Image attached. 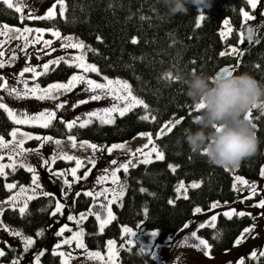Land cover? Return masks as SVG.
<instances>
[{
    "label": "trees",
    "instance_id": "obj_1",
    "mask_svg": "<svg viewBox=\"0 0 264 264\" xmlns=\"http://www.w3.org/2000/svg\"><path fill=\"white\" fill-rule=\"evenodd\" d=\"M63 16L32 20L39 26L58 30L61 35H69L72 40L82 41L84 57L96 64L99 74L117 77L128 81L131 91L140 97L148 108L135 106L123 117L117 116L112 124H100L96 120L81 127H65L64 121L56 119L49 127H32L34 133H49L63 137L67 133L78 139L97 143H118L133 138L137 133L147 131L160 151L163 160H153L149 164H136L128 173L121 171L125 183L124 195L112 205L113 216L102 231L96 218L89 215L82 222L84 245L88 249H103L108 239L116 240L118 264H156L146 252L137 245L129 246L121 236V225L139 226L144 229H156V240L160 241L177 230L193 213V209H206L213 201H230L234 197L232 176L225 168L211 165L202 154L192 153L186 144L178 147L176 137L186 126H192V117L199 110L185 94V86L180 80L165 78V73L173 76L183 75L189 69H196L210 76L216 75L221 68L231 71L248 72L264 83V21L254 23L253 40L247 43L243 55L238 59L220 52L227 45H236L246 41L242 28L241 8L249 10L246 0H211L210 7L198 10L195 5H188L186 14L167 16L159 0H64ZM203 13L199 25L196 18ZM143 17V18H142ZM228 18L230 29L223 39L220 26ZM20 24L17 12L0 1V24ZM240 31V32H239ZM97 36L101 39L97 40ZM136 41L133 43L132 38ZM74 39V41H73ZM32 60L36 57L32 55ZM17 66H7L5 70H19ZM49 71L41 74L42 84L64 80L77 71L74 64H52ZM99 74H94L100 79ZM252 120L257 124L256 133L259 144L255 154L244 158L236 172L245 178H256L264 166V116L259 108L253 109ZM148 114L149 119L142 117ZM156 119L152 120L151 117ZM179 116L185 120L174 130L157 138L155 133L166 122ZM13 123L0 109V136L7 137ZM34 138L31 142H34ZM67 163L58 159L54 166L59 168ZM172 164L175 171L169 169ZM197 180V188L187 189V198L177 196L175 189L180 181ZM5 181H14L16 185L28 183L30 173L24 168L7 170L0 175V198L8 195ZM143 189V191L141 190ZM169 200L173 203L169 204ZM91 203V196L84 193L75 195L71 201L74 212L86 209ZM54 197L37 195L27 202L25 213L17 208L7 207L1 212L4 225L28 235L36 236L44 255L41 264H60L59 256L51 252L53 244L60 238L50 224H58L65 219V213H53ZM246 215L226 217L218 214L214 226L198 229V234L212 247V254L226 250L238 233L248 224ZM42 230L41 235L37 232ZM123 245V247H121ZM242 264H264V256L244 258Z\"/></svg>",
    "mask_w": 264,
    "mask_h": 264
},
{
    "label": "rangeland",
    "instance_id": "obj_2",
    "mask_svg": "<svg viewBox=\"0 0 264 264\" xmlns=\"http://www.w3.org/2000/svg\"><path fill=\"white\" fill-rule=\"evenodd\" d=\"M0 1L3 2V0ZM10 3L13 4L12 8L14 10L16 4L19 3L21 5V12H17L18 17L20 19V24H7L9 26V29H4L3 28L4 24L2 23L0 24V52L4 53L3 56H0V61H8V63L5 64L4 68L0 69V76H4V81H0V82L6 81L9 86H15L18 89L23 90L24 85L19 81L18 77L20 75L21 70L25 66L34 67L41 74H43L46 72L43 69V64L46 63L49 59L54 60L57 56L71 59L76 55H79L81 53L83 54L82 49L60 47L61 43H73L70 41H64L62 39V37H69V35H61V37H53L51 32L46 31L41 34V33H36L34 31L35 28L43 27V26H39L35 23L30 22L32 20H39V19L36 18L29 19L28 17L30 15L33 17L35 16L44 17V13L54 3L56 4V7L53 9L55 13L53 17H55L56 15H60L59 4L56 2V0H10ZM243 9L249 12V14L252 16V19L245 20L242 17V28L250 26L254 23L260 24L264 21V0H257V7L255 9L251 8L250 5H249V10L245 8ZM198 10H201V8ZM198 16H203V13H200ZM40 19H45V18H40ZM225 19L228 20L227 26L224 25ZM224 20L222 21L220 26V34L221 32H224L225 34L224 37H225L226 35L229 34L228 29L230 28V22L228 18H224ZM25 26L33 29L32 32L27 34L29 38L35 40L36 37H41L39 40H36L35 43L29 44L26 48L24 47V39L22 38L21 34L14 33L12 31L15 28H23ZM53 30L58 31L56 29ZM240 31L242 34L243 31L241 29ZM69 38L70 40H72L71 37ZM44 40H51L52 44L46 46L43 43ZM76 41L77 40L75 39V42ZM229 46H233L237 49H240V51H243L244 48L247 46V42L242 40V42H238V44L236 45L229 44L222 51L228 53ZM32 55L36 57L35 61L32 60ZM234 56L238 61L241 55L240 56L234 55ZM85 62L91 63L86 59ZM19 63L21 64L18 66L19 70H15V69L9 71L5 70L7 66H12V65L17 66V64ZM50 66L51 65H49V68ZM76 69L77 71L72 72L64 80L52 81L45 84H42L39 79V76L41 74L36 77L35 81H33L31 79L32 73L30 72L25 73L23 79L27 81L29 87H31L34 83H38L41 88L47 87V85L50 83H56V82L66 83L68 78L73 74L84 75L86 78L95 79L99 83L105 82L103 79L104 75H100L99 73H91V72L85 73L83 69H79V68ZM94 74H99L101 78L99 80L96 79L93 76ZM108 78L125 80L117 77H108ZM85 88L86 85L83 82H81L80 84H77L76 87L72 89L70 92L62 93L61 95H59L56 100L46 99L43 101L37 100L35 97L32 96L21 97L17 99L14 96H10L4 89H0V101L8 104L9 107L16 109L18 113L23 111V112H28L30 115L34 114V112L36 111H42L45 107L50 108V110L55 111L57 113V116L54 118L53 122L56 119H59L61 121L63 120L65 124L68 119H76L77 117L86 118L85 114L87 112L94 111L97 108L109 107L111 103L114 102L113 98L109 96H102L101 99L98 101L90 100L88 99L90 93L86 92ZM96 91L98 94L99 90ZM64 97H68L69 100H66L67 103H64ZM138 98L141 99L140 97ZM78 99L86 100V103L82 105L77 104L75 108H72L71 105L75 103ZM56 103H61L63 106L60 109H56L55 108ZM120 104L122 105L123 102L121 101ZM117 116L119 115L113 113V120H115ZM95 120L98 123H100V121L96 117L91 118V122ZM12 123L14 125L13 127H18L21 130V132L31 133L34 139L36 136L43 137L45 135H51L54 139L61 140L64 150L69 152V154L77 155L81 157L82 162L84 163V167L77 169V176L82 177V179H78L75 181L73 180L71 172L69 171V169L75 166L74 160L66 161L61 159L67 164L59 168L54 166V162L52 163L51 169H49L46 166L41 167L40 165L43 163L42 158L44 159L50 158L53 153V150L59 146L49 142H44L41 144V142L37 141L36 139L34 140V142L33 141L31 142V139L30 140L26 139L22 147L31 150V149H37V146L40 145L38 150L30 151L28 153L23 154L22 156H13V159L17 161V163L14 165V169L17 167L24 168L19 164V161L21 159H24L27 163L31 164L34 168H36L39 182L41 185V190L51 193L54 197V203H56V201L59 200L64 205L61 211L57 213L60 214L65 213V219L59 220L58 224H50L46 227L47 229L54 228V230L57 232L58 229L65 223L68 225V228L65 229V231L61 234L60 238L53 244L51 248L52 253H53L52 251L53 247L56 246L60 240L71 237L73 232L79 231L81 228H83L82 227L83 221L79 220V216L80 213H84L86 217L92 215L88 213V208L90 206L95 211L101 213L102 219L106 216V209L101 207L102 204H107V200H105L104 196H99V197L91 196V203L86 209L78 212H74L71 208L70 203L73 200L76 193L77 192L84 193L85 191H90L95 193L101 191L104 188L119 189L121 186L123 187V192H124L125 183L123 180V176L120 174V172L124 170L119 168V163L125 162V160L129 158L133 160H136L137 158L143 160L142 155L140 154L133 155L132 153H134L135 147H142V144L147 142L146 137L142 138L139 137L138 135H135L131 139L118 142V143H126L127 148L130 149L131 152L126 151L124 149H114L113 153H108L107 147L113 143H97V142L89 141L90 143H95L98 146H102V148H98L96 152H93L91 149H87V148L85 149H80L79 147L72 148L69 142L67 141V136L73 134L67 133L63 137H58L54 134H49V133H34L31 129L32 127H42V126L37 124L16 125L14 122ZM73 127H80L79 120L76 121ZM4 138L6 141L12 139L10 135ZM19 138L20 136L19 134H17V139ZM76 139L77 142L83 140V139H78L77 137ZM13 147H15V144L10 145L7 148H0V164L7 165L12 162V160L9 159V156L12 154L11 149ZM147 150L148 149L142 148V151H147ZM91 156H95L96 158L97 163L95 165H92L88 163L86 160H83L84 157H91ZM151 156H152L151 161L156 160L155 153H152ZM112 160H116L118 162L117 165H115V167L117 168V177H118L117 183L113 184L110 178L104 180L101 183H97V178L100 176L108 175L110 177V170L112 167H114V165L111 164ZM24 169L27 171L26 168ZM89 169H91V171H89L88 177H83L84 171H88ZM104 169H109V172L106 174L104 172ZM7 170H13V169L5 168L6 173ZM61 170L65 172V175L62 176L52 175L53 172L59 173ZM228 171L232 176V185H233V182L235 181V177L239 174L236 172V168L228 169ZM31 175L32 174L30 173V181L28 183L16 185L14 181H5V184L13 183L14 187L12 189L6 188L7 190H9V193L7 196L0 198V207H2L3 209L9 207L7 198L10 195L18 193L20 190V185H24L26 191L23 194V196L17 199L15 202L16 206L14 208H17L18 211H19V207L23 206L25 201L27 202L29 201L28 199L29 196H32V198H34L38 195L32 192L33 186L31 183ZM65 179L69 181L68 185H65L63 183ZM244 179L248 180L249 182L252 181L256 182L257 191L255 192V194L249 195L250 185H243L240 184L238 181H236L237 187L235 189L233 188L234 197L232 198V200L223 201V202L216 201L219 203H218V207L215 209L211 208V204H212L211 202L206 209L204 210L201 209L200 213H194L193 211L192 215L177 230L167 235L160 241L156 240L157 237L156 229H144L139 226L121 225L120 227L121 236L124 238V242L129 246L137 245L139 249L143 248V252L148 253L155 260L156 264H237V262H240V264H242L243 259L246 257L257 258L261 256L260 253L264 251V212H262L260 208L256 207L258 201L261 198H264V191H262L264 190V177H261L259 175L256 178L244 177ZM192 182H198L199 184L200 181L193 180V181L184 182L185 187L187 189L191 188L190 184ZM65 193H67V195H65ZM107 197L108 199H111L112 193L111 192L107 193ZM121 197H119L116 201H114L113 204L117 203L121 199ZM112 205H108V207L111 208L113 212ZM230 209H235V212H232L231 216L237 215V213L241 211L246 213L245 215L248 217L249 222L244 228L250 227L251 225H255V226L251 227L248 233H244L243 237L241 238V242L239 244H236L235 240L238 236L241 235L244 228L233 239L232 243L226 250L220 251L215 254H212L209 251L210 255L205 256L203 254L204 250L202 246L200 248L194 247V245L198 244L199 241L196 240V238L193 237L191 233L195 231L200 238L204 239L198 234V229L200 228V225L203 224L204 226H209V227L214 226L216 221L212 222L210 220V217L212 215H215L217 217L218 214L224 215V212L229 211ZM69 214L76 217V219L69 221L67 219V216ZM93 216L95 217V215ZM110 221L111 220H109L108 223ZM205 221H208V223H205ZM97 223L99 226V231H102L100 229L98 220ZM108 223H106L105 225H107ZM0 224L3 225L2 227H0V250H3L5 252V255L3 257H0V264H10V262L14 258L19 259L21 264H34V254L41 249L44 250L43 246L36 242V236L28 235L19 231L23 236H31L33 238V244L29 246L27 251H25L24 242L22 241L21 237L14 236L11 234L12 231H18V230L11 229L3 224L1 220V212H0ZM185 225H187V227H185ZM124 226L131 228L132 232L134 233V236H129L127 233L122 234ZM153 231L156 232L155 236L151 235V232ZM40 232H42V230H40ZM81 239L84 243L83 235ZM129 239L133 241L132 244L128 243ZM107 241L103 249L92 250L86 248V246L83 249L76 248V241L72 240L70 244H60L59 247L57 248V251L53 254L59 256L60 264H61L60 252L65 253V258L68 259V264H105V262L108 260V254H109ZM114 241H115L114 250L117 254L118 244L116 240ZM85 249L87 250V252H100L101 258L88 257ZM153 252H155L154 257L151 255V253ZM68 253H71L70 257L67 255ZM114 264H118L117 255L114 258Z\"/></svg>",
    "mask_w": 264,
    "mask_h": 264
},
{
    "label": "snow or ice",
    "instance_id": "obj_3",
    "mask_svg": "<svg viewBox=\"0 0 264 264\" xmlns=\"http://www.w3.org/2000/svg\"><path fill=\"white\" fill-rule=\"evenodd\" d=\"M56 2L59 4V10H60V15L63 16L64 14V0H56ZM248 5H250L251 8L255 9L257 7V0H247ZM3 3L8 6V8H12L13 4L10 3V0H3ZM56 7V4L54 3L51 7L47 9V11L44 13V17L40 16H29V19L36 18H52L55 13L53 9ZM16 12H21V5L18 3L15 6ZM241 15L245 20H251L252 16L249 14V12L245 11L243 8L240 9ZM143 18V17H142ZM202 16H198L196 18V24L199 25L201 22ZM224 25H228V20H224ZM4 29H9V26L7 24L3 25ZM14 33H20L22 38L24 39V47L26 48L29 44L35 43L36 40H39L41 37H36L35 40L29 38L27 36L28 33L32 32L33 29L29 28L27 26L23 28H15L12 30ZM36 33H44V32H51L53 37H61V33L59 31H55L52 28H43V27H37L34 29ZM228 31L230 32L231 29L229 28ZM224 32H221V38H224ZM64 41L69 40V37H62ZM101 38L97 36V40H100ZM241 41L243 40V35L241 34L240 37ZM133 43H135L136 38H132ZM44 45L48 46L52 44L51 40H44L43 41ZM61 48H73V49H82L85 47L82 41L77 40L76 42L73 43H61L60 44ZM226 53L224 51L220 52V56H224ZM228 54H234V55H243V52L240 51V49H237L233 46H229L228 49ZM4 53L0 52V56H3ZM14 55V54H13ZM61 60H64V63L66 64H74L76 68L83 69L85 73L91 72V73H99V69L97 68L96 64L94 63H86L84 59V55L81 53L79 55L74 56L71 59H67L65 57L57 56L54 60L49 59L46 63L43 64V69L45 71H49V65L52 64H59ZM8 61H0V69H3L5 64H7ZM237 64H239V61H237ZM231 71L229 68H221L220 71L216 75H221L225 74L227 72ZM32 73L31 79L35 81L36 77L39 76L41 73L34 67L30 66H25L18 77L19 81L23 83L24 88L23 90L18 89L15 86H9L7 82H0V89H4L10 96H14L15 98L19 99L21 97H27V96H32L35 97L37 100H56L59 95L62 93L70 92L72 89L76 87L77 84H80L83 82L86 85L85 91L90 93L88 96V99L93 100V101H98L101 99L102 96H109L112 97L114 102L111 103L109 107H103V108H97L94 111H89L85 114L86 118H80L77 117L76 119H68L65 123V127L68 129H72L73 125L76 123L77 120H79V126L83 128L84 126L88 125L91 123V118L96 117L101 124H112L114 122L113 120V113L118 114L119 116L123 117L125 113L129 112L131 109H133L137 105H142L144 109L148 108V105L142 100L133 95L131 91V86L129 85L128 81L126 80H121V79H109L107 76H104V83H99L95 79H89L86 78L84 75L81 74H73L71 75L66 83H50L47 85L45 88H41L38 83H34L31 87H29L28 83L26 80L23 79V76L25 73ZM165 78H171L173 80H177V76H173L172 73L168 72L165 73ZM0 81H4V76H0ZM99 90V93L97 94V91ZM123 102L121 105L120 102ZM64 103H67L65 100ZM86 100L83 99H78L75 103L71 105L72 108H75L77 104H85ZM63 105L61 103H56L55 108L60 109ZM202 107L201 104H195L194 108L196 110H199ZM0 109H3V111L7 114V117L9 120L14 122L16 125H21V124H37L40 125L44 128L49 127L54 118L57 116V113L55 111L50 110V108L45 107L42 111H36L34 114H29L28 112H17L16 109L9 107L8 104L0 101ZM253 109H257L255 105H253L252 109H250L247 113H245V118L249 119L252 121L253 127H257V124L253 122L252 116H253ZM260 113L262 116H264V108H259ZM185 116H179V118H176L170 122H166L160 130H158L155 133V136L157 138L161 137L164 135L165 130L168 133H171L174 130V126H179L182 121L185 120ZM142 119L147 120L149 119L148 115L145 114ZM152 120H155L156 117L152 116ZM17 134H19L20 138L17 139ZM9 135L12 137L10 140H5L3 136H0V148H7L10 145L15 144V147L11 149V155L9 156V159L12 160L11 163L5 165V164H0V175H6L5 168H12L14 169V165L17 163L15 159H13V156H22L25 153H28L30 151H36L38 150L39 146H37V149H28L25 147H22L24 145V142L26 139L30 140L33 139V136L29 132H21V130L18 127H13L11 129V132ZM139 137H146L147 142L142 144V147H135L134 148V154H140L143 156V160H140L137 158L136 160H133L131 158L126 159L125 162L119 163V168L123 169L125 173H128L129 168H135L137 163H143L145 165L149 164L152 160V153H155V159L156 160H163L165 158V154L163 151L158 150L156 144L153 142V137L152 134L147 132V131H142L137 133ZM35 139L37 141H40L41 144L44 142H49L53 143L59 147L53 150V153L50 158L43 159V163L40 165L41 167L46 166L49 169L52 168V163L55 162L57 159H62L66 161H75V166L69 169L71 172V175L73 177V180H78L82 179V177L77 176V169H80L84 167V163L82 162V158L77 156V155H72L69 154V152L64 150L62 141L59 139H54L51 135H45L43 137L36 136ZM67 141L69 142L70 146L72 148H77L79 147L80 149H91L93 152H96L98 148H102V146H98L95 143H90L88 140H81L77 142V139L73 135H68L67 136ZM151 146V147H149ZM143 149H148L147 151H142ZM114 149H124L126 151L131 152L130 149L127 148L126 143H113L110 146L107 147V152L108 153H113ZM83 160H86L88 163L95 165L97 163L95 156L91 157H84ZM116 160H112L111 164L114 165V167L111 168L110 170V177L108 175L100 176L97 178V183H101L106 179H111L113 184H116L118 181L117 177V168L115 165H117ZM19 164L26 168L28 172H30L31 175V183H32V192L34 194L38 195H43L45 197H48L52 195L51 193L47 191H42L41 190V185L39 182V178L37 175L36 168H34L31 164L27 163L24 159H21L19 161ZM169 169L175 171V167L172 164L168 165ZM226 171H228V168H225ZM89 169L88 171H84L83 177H88L89 175ZM104 172L107 174L109 172V169H104ZM52 175H65V172L61 170L59 173L53 172ZM259 175L261 177H264V166H262L259 170ZM238 181L240 184L243 185H250L249 186V195L255 194L257 191L256 188V182L252 181L249 182L248 180H245L244 177L237 175L235 177V181L233 182L232 187L235 189L237 187ZM65 185L69 184V181L65 179L63 181ZM199 186L198 182H192L190 184L191 188H197ZM4 187L8 189H12L14 187L13 183H7L4 185ZM39 190V191H38ZM143 191V189H141ZM26 189L24 185H20V190L18 193H15L13 195L8 196V206L9 207H15L16 206V200L19 199L20 197L23 196L25 193ZM264 191V190H262ZM111 192L112 193V198L108 199L107 193ZM175 192L177 196H179L181 193L187 198V188L185 187V184L183 181L179 182L177 185ZM80 193L77 192L76 195L78 196ZM67 195V193H65ZM85 196H93V197H99V196H104L105 200H107V204H102L101 207L106 209V216L102 219L101 218V213L95 211L91 206L88 208V213L95 215L96 219L99 221L100 229H104V225L108 223L109 220L114 219L113 212L111 208L108 207V205H112L114 201H116L119 197L124 195L123 192V187L121 186L119 189L117 188H104L99 192H90V191H85L84 192ZM28 199H32V196H29ZM169 204L173 203L172 200L168 201ZM219 202H212L211 208L215 209L218 207ZM227 203V202H225ZM27 207V201L24 202L23 206L19 207V212L21 214L25 213ZM64 207V205L57 200L55 203V207L52 209L53 213L60 212L61 209ZM256 207L260 208L262 212H264V198H261L258 203L256 204ZM4 209L0 207V212H3ZM194 213H200L201 208L196 207L193 209ZM232 212H235V209H230L229 211H225L224 215L226 217H230ZM246 213L245 212H238L237 215L239 216H244ZM67 219L69 221H72L76 219L73 215L69 214L67 216ZM86 219V216L84 213H80L79 220L83 221ZM217 217L215 215H212L210 217V220L212 222H215ZM205 223H208V221H205ZM3 225L0 224V227ZM255 225H251L250 227L244 228L243 232L241 233L240 236H238L235 240L236 244H239L241 242V238L243 237L244 233H248L251 229V227H254ZM187 227V225H185ZM200 227H204L203 224L200 225ZM68 228V225L65 223L62 225L58 231L55 233L57 237L61 236V234L65 231V229ZM84 229L81 228L79 231L73 232L71 237H68L66 239L60 240L59 243L53 247L52 251L55 253L57 251V248L59 247L60 244H70L72 240L76 241V248L83 249L85 247L81 237L83 235ZM127 233L129 236H134V233L132 232V229L124 226L122 234ZM14 236H20L22 241L24 242V249L25 251L28 250L29 246L33 244V238L31 236H23L19 231H12L11 233ZM42 233L40 231L37 232V235H41ZM152 236L156 235V232L153 231L151 232ZM193 237L196 238V240L199 241L198 244H195L194 247L200 248L201 246L203 247V254L205 256H209V249L212 247V245L206 240L200 238L195 231L191 233ZM129 244H132L133 241L131 239L128 240ZM114 244L115 241L112 239H109L107 241L108 249H109V254H108V260L105 262V264H114V258L116 257V252L114 250ZM123 247V245H121ZM87 252V250L85 249ZM140 251H143V248L140 249ZM262 256H264V251L260 253ZM5 255V252L3 250H0V257H3ZM44 255V250H39L37 253L34 254V264H40L41 257ZM69 257L71 256V253L67 254ZM151 255L154 257L155 252L151 253ZM88 257H95V258H101L100 252H87ZM60 257H61V264H68V259L65 258V253L60 252ZM10 264H21L19 259L14 258ZM237 264H240V262H237Z\"/></svg>",
    "mask_w": 264,
    "mask_h": 264
},
{
    "label": "clouds",
    "instance_id": "obj_4",
    "mask_svg": "<svg viewBox=\"0 0 264 264\" xmlns=\"http://www.w3.org/2000/svg\"><path fill=\"white\" fill-rule=\"evenodd\" d=\"M167 16L186 14L188 5L197 9L210 7L211 0H159ZM185 86V94L201 104L186 126L176 137L175 144H184L195 154H202L209 164L233 169L257 151L259 138L252 121L245 113L264 108V83L248 72L229 71L210 76L196 69L178 75Z\"/></svg>",
    "mask_w": 264,
    "mask_h": 264
},
{
    "label": "water",
    "instance_id": "obj_5",
    "mask_svg": "<svg viewBox=\"0 0 264 264\" xmlns=\"http://www.w3.org/2000/svg\"><path fill=\"white\" fill-rule=\"evenodd\" d=\"M256 26L257 25L252 24L250 26L245 27V29H244V35L246 37V42L247 43H251L252 42L253 36H254V31L256 29Z\"/></svg>",
    "mask_w": 264,
    "mask_h": 264
},
{
    "label": "flooded vegetation",
    "instance_id": "obj_6",
    "mask_svg": "<svg viewBox=\"0 0 264 264\" xmlns=\"http://www.w3.org/2000/svg\"><path fill=\"white\" fill-rule=\"evenodd\" d=\"M70 99H71V97H70ZM65 100H69L68 97H64V101H65Z\"/></svg>",
    "mask_w": 264,
    "mask_h": 264
},
{
    "label": "crops",
    "instance_id": "obj_7",
    "mask_svg": "<svg viewBox=\"0 0 264 264\" xmlns=\"http://www.w3.org/2000/svg\"><path fill=\"white\" fill-rule=\"evenodd\" d=\"M180 196H183V194H180Z\"/></svg>",
    "mask_w": 264,
    "mask_h": 264
}]
</instances>
